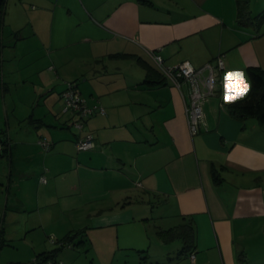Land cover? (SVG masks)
<instances>
[{
  "label": "crops",
  "instance_id": "obj_1",
  "mask_svg": "<svg viewBox=\"0 0 264 264\" xmlns=\"http://www.w3.org/2000/svg\"><path fill=\"white\" fill-rule=\"evenodd\" d=\"M247 1L240 18L236 0H4L0 258L21 242L29 263L79 233L100 260L91 264H191L178 239L158 253L119 235L172 218L157 230L189 224L193 264H264V124L230 115L247 91L226 99L229 73L248 86L246 69H264V1ZM156 51L165 66L223 61L195 135L189 86L164 80ZM70 82L105 112L81 130L62 111ZM87 134L94 148L78 151ZM62 250L56 260L70 264Z\"/></svg>",
  "mask_w": 264,
  "mask_h": 264
},
{
  "label": "built area",
  "instance_id": "obj_2",
  "mask_svg": "<svg viewBox=\"0 0 264 264\" xmlns=\"http://www.w3.org/2000/svg\"><path fill=\"white\" fill-rule=\"evenodd\" d=\"M148 56L165 81L177 89H180L183 82L188 84L189 98L185 104L187 126L191 135L197 134L200 126L204 123L203 104L216 92L218 85L217 70L223 69V61L221 58H217L216 65L207 63L201 68H194L189 62H182L175 66H165L163 58L158 51L149 52ZM61 99L64 104L62 111L71 117H78V120L74 123L75 128L78 130H81L83 127V119L92 116L95 110L98 109V113L102 115L105 113L102 108L88 106L86 100L80 96L79 92L70 83H67L65 90L61 93ZM42 146L48 148L49 144L42 142ZM3 148L4 144L0 138V152H2ZM93 148V138L89 134L76 143L78 151H88ZM41 181L45 183L44 178ZM51 243H54V239H51ZM189 259L191 264H193L194 253L191 252L189 254ZM32 263L54 264L50 261H42L36 258Z\"/></svg>",
  "mask_w": 264,
  "mask_h": 264
},
{
  "label": "trees",
  "instance_id": "obj_3",
  "mask_svg": "<svg viewBox=\"0 0 264 264\" xmlns=\"http://www.w3.org/2000/svg\"><path fill=\"white\" fill-rule=\"evenodd\" d=\"M236 2L238 6L239 17L244 18L247 15L248 1L236 0ZM3 3L4 0H0V14L3 12ZM259 19H264V14H261ZM246 76L248 80L247 92L243 97L227 104L229 113L232 117L236 119L253 118L256 119L259 123L264 124V69H261L259 67H248L246 69ZM70 84H72L75 90L78 91L76 84L74 82H70ZM87 118H84L83 120ZM2 141L4 144V148L2 152H0V156L8 152L10 147V144L7 141L3 139ZM159 235L166 242L175 239L180 240L182 244L181 251L184 253L185 251L188 250L190 251L189 254L191 253L192 245H193V232L189 224L183 225L181 227H174L168 230L160 231ZM80 237H81L80 234L76 233L67 236L63 239L54 240V243L58 245L57 248L48 253H42L37 255L36 259H40L42 261H50L54 264H62L61 262H57L56 260L57 254L59 253V251H61L64 248L73 247V245H71L73 243L75 244V242L73 241ZM83 241H84L83 239H80L79 241L76 242V244L81 245Z\"/></svg>",
  "mask_w": 264,
  "mask_h": 264
},
{
  "label": "rangeland",
  "instance_id": "obj_4",
  "mask_svg": "<svg viewBox=\"0 0 264 264\" xmlns=\"http://www.w3.org/2000/svg\"><path fill=\"white\" fill-rule=\"evenodd\" d=\"M262 1H264V0H262ZM262 14H264V13H262ZM66 85L67 84H65V88H66ZM75 121H77V120H74L73 123ZM155 215L158 216V214H155ZM171 220H172V218L171 219L170 218L152 219V220L146 222L145 224L136 225V226L131 227V228L127 227L126 229H120L119 235L122 238V237H124V235L127 231L128 232L127 237L134 239L136 241H141L142 244H144L145 249H147V250L150 249L151 252H158L159 253L161 251V249L166 248V246H169L170 244H173L174 242H172V241H174V240L170 241L169 243L164 241V239H162L159 235V232L163 231V230H160L158 232L157 227H159L161 225L160 222L164 221L166 223V221H171ZM168 224H169V222H168ZM168 224H165V225H168ZM74 242H75V244H71V245H73V247H67V248H64L62 250L63 252H66L65 253L66 254L65 255L66 261H68L70 264H91L92 262L97 263V261H100L99 259L94 260L93 255L91 256V254L89 252H85L87 249L90 248V245L86 243V240H84L81 245L76 244L77 241H74ZM179 244L180 243H178V242L175 243L176 246H178ZM13 245H14L13 247L12 246H6V249L1 251L2 253H1V258H0V264H32L33 258L30 259L29 263L27 262V260H24L26 258L25 254H26L27 245H25L21 242H15ZM54 245L56 246L57 244L54 243ZM119 246L121 247V246H123V244L121 242H119ZM63 252H62V254H64ZM90 252H91V250H90ZM73 253L78 254V256L72 255ZM131 254H133V253H131ZM61 258H62V256H61ZM130 260H131V258H129V261ZM152 260H154V259L151 258L149 260V262ZM57 262H61V261L57 260ZM129 263H131V261Z\"/></svg>",
  "mask_w": 264,
  "mask_h": 264
},
{
  "label": "snow or ice",
  "instance_id": "obj_5",
  "mask_svg": "<svg viewBox=\"0 0 264 264\" xmlns=\"http://www.w3.org/2000/svg\"><path fill=\"white\" fill-rule=\"evenodd\" d=\"M233 76H234V74H232V73H229L228 74V77H227V79H228V81H229V83L226 85V87H227V89H228V92H229V95L228 96H226V99H228V98H235V97H233V96H231V93H232V91H233V84H232V79H233ZM235 76H236V78L237 79H239V74H235ZM247 91V86L246 85H244L242 82L240 83V89H239V91H237V94L238 95H243V93L244 92H246Z\"/></svg>",
  "mask_w": 264,
  "mask_h": 264
},
{
  "label": "clouds",
  "instance_id": "obj_6",
  "mask_svg": "<svg viewBox=\"0 0 264 264\" xmlns=\"http://www.w3.org/2000/svg\"><path fill=\"white\" fill-rule=\"evenodd\" d=\"M244 85H246V84H244ZM246 86H247V85H246ZM234 88H235L236 91H239V89H240V84L235 85ZM247 88H248V86H247Z\"/></svg>",
  "mask_w": 264,
  "mask_h": 264
}]
</instances>
